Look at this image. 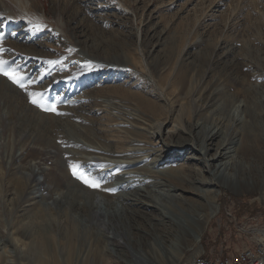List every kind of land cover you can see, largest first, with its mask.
<instances>
[{
    "label": "rangeland",
    "instance_id": "374dc122",
    "mask_svg": "<svg viewBox=\"0 0 264 264\" xmlns=\"http://www.w3.org/2000/svg\"><path fill=\"white\" fill-rule=\"evenodd\" d=\"M35 18H41L38 29ZM0 59L8 62L5 70L15 69L24 77L27 87L25 91L0 73V210L7 227L0 235V264H37L26 249L31 241L44 246L49 264H135L130 250L150 251L149 244L157 247L159 264H170L167 250L177 264H188L213 247L217 253L225 239L236 248L248 243L238 237L242 228L231 223L226 208L231 206V214L244 220L257 218L252 228L264 226L262 145L260 156L249 149L240 154L253 182L218 183L214 215H189L163 187L155 189L159 194L151 200L160 203L162 214H177L184 232L126 210L120 199L95 197L71 167L80 164L88 175L100 176L109 196L127 192L120 186L125 159L119 154V136L124 135L121 130L134 129L130 123L148 118L131 109L128 97L154 90L155 74L164 64L170 82L179 71H191L186 94L211 87L215 100L213 106L204 104L205 111L233 128H245L246 115L238 107L246 102L238 90L253 91V102L264 114V76L259 77L264 73V0H0ZM239 61L253 66H245L242 76L234 72L227 83L228 69ZM32 92L42 93L40 102L47 108L55 105L56 112L33 104ZM189 100H175L170 123L155 138L145 130L144 139L159 147L181 142L171 137V128L182 111L192 112ZM252 132L264 144V122ZM194 154L185 148L173 157L162 155L154 170L181 164L203 168L188 159ZM153 158L143 166L152 168ZM192 194L188 196L199 202ZM200 202L203 206L204 200ZM198 224L203 229L195 245L189 239ZM112 227L124 232L117 242L128 247L103 243ZM188 244L193 246L186 250ZM112 254L123 260L117 262Z\"/></svg>",
    "mask_w": 264,
    "mask_h": 264
},
{
    "label": "bare ground",
    "instance_id": "6f19581e",
    "mask_svg": "<svg viewBox=\"0 0 264 264\" xmlns=\"http://www.w3.org/2000/svg\"><path fill=\"white\" fill-rule=\"evenodd\" d=\"M40 20L41 18H35L34 22L41 25ZM175 47L172 50L173 52L171 51L169 55H174ZM183 50L184 48L182 47V51ZM220 60L221 59L218 58L216 63H219ZM245 66L250 67L253 65L248 62H240L234 67L229 68L228 75L225 77L227 83L229 81L228 77L231 78V75L234 74V72L239 76H242L244 74ZM167 70L169 69L164 64L159 73L155 74L157 78V80H155L156 83L154 81L151 85L152 88H155L154 90L149 92L143 91L142 93H132L128 97L131 109L137 112L138 115L142 114L148 118H142L144 121L140 123L138 121H136L135 124L130 123L134 129L130 128V130H121V133L124 132V135L119 136V138L123 139V144H121L123 151L119 154H122V157L125 159L120 162L125 165L120 186L125 190L127 189V192L118 197L109 196L107 194L109 193L106 188L107 185L103 182H101L100 188H91L87 186V189L89 190V193L94 194L95 197L103 196L110 201L112 199H120L127 206L125 207L126 210L131 208L142 213L145 217L149 215L151 216L150 219L152 221L160 226L168 227L169 230L176 228L183 231L184 221L177 216V214L176 216H169L165 213L162 214L160 212V203L157 202L156 199L155 202L151 200L155 193V189L163 187L164 189L161 190L178 200L181 207H183V210L189 215L192 214L194 217L203 218L207 212H211L213 215L216 214L218 209L217 198L220 193L218 183H221V181H230L231 183L236 184L241 182L249 184L254 181L252 177L246 176V168L244 167L245 163H243L240 154L242 150L249 149L254 150L259 156L261 155L262 151L260 147L262 145L263 148L264 144H262L259 135L252 132V129L256 130L258 124L264 122V114L258 110L260 109V106L253 102V91L245 89L238 90L237 95L243 97L246 102L245 105L238 107L239 109L241 107L242 112L246 115L244 120L245 128L241 130H239L237 126V128H233V125L231 126L230 122L227 120L217 117L215 114L208 115V111H205L204 104L206 103L207 106H210L215 100V96L213 95L214 91L210 90L211 87L202 89L201 91L199 90V93L194 90L192 93L186 94L185 90L190 79L189 75L191 71H179L172 79L173 82H170L167 77L168 75H166ZM261 76H264V73L260 74L259 77ZM196 93L200 97L199 102L194 99ZM227 93L228 92H226V94L223 93L224 95L222 97L227 95ZM155 95H157V98H165V101L162 99L164 102H159V100L155 98ZM187 97L190 99L189 101L192 107V112L185 113L182 111L180 116L176 118L175 125L171 128V137L173 139L179 137L181 142L174 143V145H171V142H168L167 147H165V145L164 147H159L160 144H157L155 141L153 144H149L146 139H144V131L147 129L152 130L153 138H155V135H157L164 126L170 123L169 119L171 118L172 112L170 108L175 104V100L186 101ZM201 101L203 104H200ZM229 101L230 99L228 98L225 103L227 104ZM201 121L204 123L201 124ZM183 134H187L188 137H184ZM146 144L151 145L152 147L150 148ZM185 148L191 149V151L195 152V154L191 155L188 159L203 164V168H197V166L194 165L189 166L181 164L165 170H154V168L159 167V160L162 155L166 158L169 156L173 157L176 154L182 153ZM160 152H162L161 156H155V153ZM153 156V167L149 168L143 166V164L147 162V159ZM204 173L208 174L205 178L202 177V174ZM90 176L95 177L100 181L102 180L101 177L96 174H91ZM191 193H194L192 195L198 197L199 202L198 200H192V198L188 196ZM157 194H159V192L155 193V198ZM200 199L204 200L203 206L198 205L201 204ZM259 200L264 203L263 192L261 193ZM141 207L146 211L141 210ZM94 212L97 216L100 215L99 210H95ZM1 213L0 210V235H5L7 227L3 221ZM111 216L114 215L111 214ZM252 219L253 218L250 217L246 218L244 223H250ZM201 229H203V227L198 224L194 233L190 236L189 242L195 245L199 242ZM108 233L111 235L114 234L115 236L113 235L112 237L109 235V237H106V234H104L102 237L105 245L108 246L106 243L111 242L113 244L116 243L118 246L124 244V246L128 247L127 243L120 242V240L117 242L118 237L124 235L123 231H114V228L112 227L110 230L108 229L107 234ZM114 238L115 240H113ZM193 244H188L185 249H191ZM149 248L150 251H136L132 248L130 254L133 262L135 264H159L156 250L157 247H154L153 244H149ZM154 248L155 254L153 253ZM26 249L34 253L36 257L34 258L35 263L49 264V261L43 258L42 254L44 253V246L41 243L31 241L26 245ZM200 250L201 249H199L197 253H200ZM112 251L115 252V249H112ZM202 253H204V251ZM202 253L192 261H189L188 264H197L200 262V255ZM112 256L116 258L117 262L123 260L115 254H112ZM167 256L169 257L170 264H177L178 261L175 260L176 258L171 251L167 250ZM3 263L5 262L1 260V264Z\"/></svg>",
    "mask_w": 264,
    "mask_h": 264
},
{
    "label": "built area",
    "instance_id": "2783aa9c",
    "mask_svg": "<svg viewBox=\"0 0 264 264\" xmlns=\"http://www.w3.org/2000/svg\"><path fill=\"white\" fill-rule=\"evenodd\" d=\"M226 212L231 223L242 228L238 229V237L245 238L248 243L236 248L231 247L225 239V246L223 244L221 250H217L219 254L213 247L200 255L197 264H264V226L252 228L250 225L256 223L257 218L253 217L251 223H244V217L231 214V206L226 208ZM231 249L234 251L227 253Z\"/></svg>",
    "mask_w": 264,
    "mask_h": 264
},
{
    "label": "snow or ice",
    "instance_id": "6c2138e0",
    "mask_svg": "<svg viewBox=\"0 0 264 264\" xmlns=\"http://www.w3.org/2000/svg\"><path fill=\"white\" fill-rule=\"evenodd\" d=\"M33 27L39 28L41 25L39 24H34ZM7 61L0 59V73H3L5 76H7L10 80H12L13 83H16L19 85L21 88H24L25 91H27V87L24 84V77L20 75L15 69H10V70H5L4 66L7 65ZM30 96L32 97V103L40 106L43 108L45 111H50V112H56V106L52 105V107L47 108L44 107V105L40 102V99H42L43 94L42 93H35L32 92L30 93ZM60 114V113H56ZM73 169V175L76 176L77 179L81 180L84 184L88 185L91 188H100L101 187V181L98 180L95 177H92L88 175L86 172L81 170V165L80 164H72L71 165ZM110 191H114V189H111Z\"/></svg>",
    "mask_w": 264,
    "mask_h": 264
}]
</instances>
